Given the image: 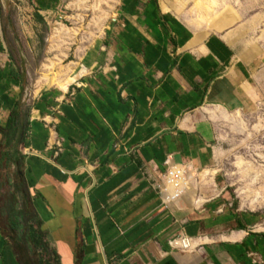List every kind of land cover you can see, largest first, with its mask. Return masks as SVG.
I'll use <instances>...</instances> for the list:
<instances>
[{
	"label": "crops",
	"instance_id": "1",
	"mask_svg": "<svg viewBox=\"0 0 264 264\" xmlns=\"http://www.w3.org/2000/svg\"><path fill=\"white\" fill-rule=\"evenodd\" d=\"M193 1L191 26L178 0H119L77 70L46 61L33 89L14 58L34 51L13 26H45L64 0H28L26 22L0 6V264H264L255 217L189 187L219 194L202 113L242 110L251 90L249 64L202 31L234 17L204 20L205 0ZM172 166L189 171L188 191L166 205L158 186Z\"/></svg>",
	"mask_w": 264,
	"mask_h": 264
},
{
	"label": "rangeland",
	"instance_id": "2",
	"mask_svg": "<svg viewBox=\"0 0 264 264\" xmlns=\"http://www.w3.org/2000/svg\"><path fill=\"white\" fill-rule=\"evenodd\" d=\"M118 1L64 0L55 18L45 17V26H33L30 20L26 27L13 26L15 37L25 38L23 44L34 51L33 55L29 53L22 61L14 58L25 73V84L33 89L46 61L57 64L56 68H50L51 72L59 65L66 67L74 63L77 70L81 60L79 54L101 38L114 18ZM28 3V0H0V6L5 8L4 16L19 21L31 15ZM175 8L192 26V20L196 18L194 1L183 5L178 0ZM227 10L235 19L232 23L221 31L204 26L202 31L223 37L249 64L250 99L244 109L236 112L213 111L212 118L202 113L214 125V151L208 168L217 171L214 183L219 194L213 195L205 188L197 189L192 183L189 187L192 193L208 201L219 197L224 199L231 210L252 214L256 224L264 227V0H205L202 15L204 20H209L210 15H216L218 11L222 14ZM61 28L67 34L53 47L51 39L55 31ZM33 33L38 34V42Z\"/></svg>",
	"mask_w": 264,
	"mask_h": 264
},
{
	"label": "built area",
	"instance_id": "3",
	"mask_svg": "<svg viewBox=\"0 0 264 264\" xmlns=\"http://www.w3.org/2000/svg\"><path fill=\"white\" fill-rule=\"evenodd\" d=\"M188 172L183 168L172 166L165 176V180L158 191L166 205L176 204L182 199L187 190ZM177 249L188 251L192 248V242L188 238L179 237L172 243Z\"/></svg>",
	"mask_w": 264,
	"mask_h": 264
},
{
	"label": "bare ground",
	"instance_id": "4",
	"mask_svg": "<svg viewBox=\"0 0 264 264\" xmlns=\"http://www.w3.org/2000/svg\"><path fill=\"white\" fill-rule=\"evenodd\" d=\"M178 202H180V201H178Z\"/></svg>",
	"mask_w": 264,
	"mask_h": 264
}]
</instances>
